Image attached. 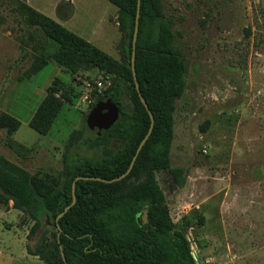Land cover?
Returning <instances> with one entry per match:
<instances>
[{
    "label": "rangeland",
    "instance_id": "374dc122",
    "mask_svg": "<svg viewBox=\"0 0 264 264\" xmlns=\"http://www.w3.org/2000/svg\"><path fill=\"white\" fill-rule=\"evenodd\" d=\"M27 1L120 59L118 9L108 0ZM162 2L186 65L170 153L185 183L179 186L168 171L157 173L171 217L191 238L200 264H264V0ZM26 18L17 0H0V118L8 114L21 123L14 133L0 123V154L32 174L59 178L67 172L66 158L101 157L90 147L96 134L86 117L102 92L88 97L87 85L107 84L99 72L72 74L55 61L27 76L33 57L25 42L37 30ZM51 86L67 100L43 136L29 121ZM123 102L129 110L130 100ZM12 207V201L0 207V264H45L26 251L33 223Z\"/></svg>",
    "mask_w": 264,
    "mask_h": 264
},
{
    "label": "trees",
    "instance_id": "16d2710c",
    "mask_svg": "<svg viewBox=\"0 0 264 264\" xmlns=\"http://www.w3.org/2000/svg\"><path fill=\"white\" fill-rule=\"evenodd\" d=\"M108 1L118 9L120 59L34 9L26 0H17L20 14L37 30L25 42L33 57L27 76L37 74L50 61L72 74L95 70L107 84L95 105L102 99L111 100L119 109V118L101 135L96 134L90 145L101 151V157L66 158L63 177L32 174L0 154V207L8 208L12 201V208L33 223L26 251L45 264H197L192 244L184 230L176 227L157 179L158 172L168 171L179 186L185 183L184 170L171 167L170 153L174 103L185 92L186 65L174 48L173 20L165 13L162 0H141L135 56L141 94L154 115L153 131L126 178L110 184L78 180L76 203L57 219L72 203L75 178L110 180L125 173L151 124L131 67L138 0ZM50 44L56 45L55 50H49ZM59 91L51 86L29 121L30 128L40 135L50 133L66 103L67 93L60 96ZM123 97L131 102L129 110ZM0 123L10 133L21 125L8 114L1 116ZM77 134L82 135L74 132L73 136ZM204 222L200 217L199 224Z\"/></svg>",
    "mask_w": 264,
    "mask_h": 264
},
{
    "label": "water",
    "instance_id": "95a60500",
    "mask_svg": "<svg viewBox=\"0 0 264 264\" xmlns=\"http://www.w3.org/2000/svg\"><path fill=\"white\" fill-rule=\"evenodd\" d=\"M140 3H141V0H138L137 18H136V23H135V31H134L133 44H132L133 48H132L131 67H132V73L134 77V83H135L136 90L139 94L141 102L145 106L150 116L151 124H150L149 131L144 137V139L141 141L140 145L138 146L136 154L134 155L128 170L122 175H120L119 177H116L110 180L104 179L101 177H83V176L76 177L72 184V197H73L72 203L64 209V211L58 216L57 219L62 218L66 214V212H68V210L76 203L75 186L78 180H91V181H99V182L110 184V183L121 181L124 178H126L130 174L140 151L142 150L144 144L146 143V141L148 140V138L150 137L153 131V128L155 125L154 115L152 114L145 98L141 94L139 82H138L137 75H136V68H135L136 43H137L138 31H139ZM118 118H119V109L113 104L111 100L102 99L94 106V108L91 110V112L87 116V120H86L87 127L91 131H93L95 134L101 135L103 131L112 127V125L118 120ZM146 220H147V211L145 210L143 212V221L146 222ZM59 231H61V228H59ZM58 236H60V233L58 234ZM189 240H191L190 237H189ZM61 254L66 263V259L64 257L63 251H61ZM192 256L195 262L197 264H200L199 258L196 255V253L192 252Z\"/></svg>",
    "mask_w": 264,
    "mask_h": 264
},
{
    "label": "built area",
    "instance_id": "2783aa9c",
    "mask_svg": "<svg viewBox=\"0 0 264 264\" xmlns=\"http://www.w3.org/2000/svg\"><path fill=\"white\" fill-rule=\"evenodd\" d=\"M87 86H88L89 92H90V94L88 95V97L91 96V93H93V92H95L97 90L99 91V93L102 92V89L101 88H102L103 84L101 82L97 83V88H96V86H92L91 84H88Z\"/></svg>",
    "mask_w": 264,
    "mask_h": 264
},
{
    "label": "crops",
    "instance_id": "0c3cea01",
    "mask_svg": "<svg viewBox=\"0 0 264 264\" xmlns=\"http://www.w3.org/2000/svg\"><path fill=\"white\" fill-rule=\"evenodd\" d=\"M26 2L28 3V1L26 0ZM47 16V15H46ZM49 17V16H48ZM51 18V17H50ZM53 19V18H52ZM53 20H55L56 21V19H53ZM115 20H117V13L115 14ZM57 22V21H56ZM60 24V23H59ZM62 25V24H61ZM116 25H117V27H118V24H117V22H116ZM63 26V25H62ZM121 34V33H120ZM79 36V35H78ZM86 40V39H85ZM120 40H121V37H120ZM88 41V40H87ZM89 42V41H88ZM91 43V42H90ZM119 43H120V41L118 42V45H119ZM93 44V43H92ZM94 45V44H93ZM117 45V46H118ZM96 46V45H95ZM99 48V47H98ZM102 50V49H101ZM93 72H97V71H92V72H87V73H85V74H89V73H93Z\"/></svg>",
    "mask_w": 264,
    "mask_h": 264
}]
</instances>
